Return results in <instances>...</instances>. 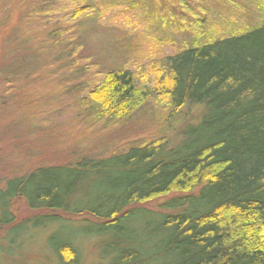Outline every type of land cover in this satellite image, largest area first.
Masks as SVG:
<instances>
[{"label":"trees","instance_id":"trees-1","mask_svg":"<svg viewBox=\"0 0 264 264\" xmlns=\"http://www.w3.org/2000/svg\"><path fill=\"white\" fill-rule=\"evenodd\" d=\"M76 1L72 12L65 6L70 18L89 11ZM165 10L156 15L174 18ZM87 95L102 118L129 117L148 99L174 114L186 102L204 112L175 143L160 138L7 181L1 237L14 245L27 228L59 225L47 235L55 264H82L87 238L97 239L94 264H264V23L108 70ZM19 199L31 214L16 222L9 209Z\"/></svg>","mask_w":264,"mask_h":264},{"label":"rangeland","instance_id":"rangeland-1","mask_svg":"<svg viewBox=\"0 0 264 264\" xmlns=\"http://www.w3.org/2000/svg\"><path fill=\"white\" fill-rule=\"evenodd\" d=\"M72 2L0 0V192L7 181L39 168L119 154L160 138L175 143L200 119L203 104L186 102L174 114L148 99L129 117L102 118L87 92L108 70L136 69L153 56L264 23V0H77L89 11L70 18L64 9L72 12ZM157 6L174 11V18L157 16ZM10 211L16 222L31 214L20 199ZM56 226L27 228L14 245L0 236V264H55L47 235ZM96 243L80 240L82 264L97 262Z\"/></svg>","mask_w":264,"mask_h":264}]
</instances>
